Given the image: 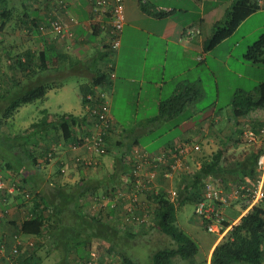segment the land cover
Here are the masks:
<instances>
[{"label":"crops","instance_id":"crops-1","mask_svg":"<svg viewBox=\"0 0 264 264\" xmlns=\"http://www.w3.org/2000/svg\"><path fill=\"white\" fill-rule=\"evenodd\" d=\"M0 1V10L2 11L0 12V75L2 77L6 74H14L17 71L18 84L22 85V80H26L22 71L13 67L12 63L6 58L8 51H11L14 55L26 52H38L40 54L42 52L44 57L47 58V67L43 73L36 74L32 78L34 80L38 76L41 79L46 78L45 81L52 86V89L44 98L45 100L49 98L54 89L59 87L65 92H70L67 82L65 84H59L58 82L63 75L69 77L72 73L80 72L86 75V79L81 85L80 97H82L85 92L93 87V77L98 70L103 69L105 65L107 67L108 64L112 65L114 70V77L110 79L109 85L103 89L110 102L109 113L114 120V129L108 141V153L103 156L98 167L83 168L75 165L71 158L80 151L70 150L71 141L64 142L57 138L59 137L58 131L54 128L47 129L45 135L49 136L50 139L56 137L54 140H60L58 147L62 152L60 151L58 157L46 164V161L42 160L43 150L41 149L43 148L36 146L39 142L37 141L36 145L32 146L36 149L37 157L42 165L29 166V170L25 175H29L28 182L31 185L28 183L25 187L26 190H35L37 196L33 193L30 198H26V193L23 195L24 192L15 193L14 191L13 200L15 202L12 201L8 204L9 215L0 217V243L6 241L11 245V236L16 231L19 232L25 243L31 242L28 240L37 242L40 237L22 232V224L25 220L33 217L37 210L43 212L42 214L47 218L49 211L47 209L43 211V208H41L38 199L39 193L45 195L47 200L52 201L61 188L69 190L71 187L79 186L80 190L82 188L89 189L80 197L86 211L90 207L97 208L98 204L102 203L106 212V221L109 219L107 213L110 209L114 212V218L121 219V222L127 225L123 221L126 214L124 201L118 202L119 206L121 204V212L112 208V202L115 201V198L109 194L108 189L111 184L108 181L114 163L110 152L114 154L118 147H126L127 149L140 147L137 140L130 142L125 131L122 128H117L118 122L113 111L120 109L119 105L122 101L123 103H140L142 99L148 101V97L154 95L156 98L153 99L158 104V114L161 115V107L170 99L186 91L188 87L201 89L199 99L206 98L210 93L213 106L218 103L220 95L218 82L210 68L207 70L214 77L215 84L210 92L204 90L203 87L204 80L202 77L204 73L194 81H190L188 76L190 72L196 69L197 63H207L212 56L211 51L214 49L209 52L206 51L204 42L210 36L214 24L220 21L219 12L216 9L219 0H124L125 24L120 47L116 50L109 48L112 6L108 4L100 6V0H24L23 4L19 2L21 0H6V3L5 0ZM229 1L233 3L234 0ZM257 2L261 9L250 15L242 24L256 14H264V0H257ZM144 5H146L147 10L162 11L165 15L157 18L147 13L142 7ZM228 9L226 8V11ZM8 11L11 13H8ZM12 11L17 16L15 21ZM1 15H4V17L2 18ZM5 15H8V17L5 18ZM189 17L193 19H189ZM55 21L62 23L65 30L63 34H58L54 30L53 22ZM188 27L199 28L201 35L191 40L184 39L183 35ZM259 29L262 30L261 27ZM226 53L227 57H233L232 50ZM242 60L246 61L245 53H242ZM238 77L244 78L241 74ZM1 85L4 86V84ZM166 86H170L171 90L167 100L164 101L161 93ZM244 94L255 95L256 93ZM233 99L230 101V114L223 116L220 113L211 112V114L200 116L196 111H193L192 116L184 118L179 124L180 135L166 143L159 150L147 152L156 153L169 144H176L183 140L196 142L197 140L194 139L196 135H207V137L216 135L226 139L235 131V123L245 124L246 120L243 117H234ZM195 102L189 106L195 104ZM44 114L43 118H46L50 123L56 117L64 114L74 115L78 119L84 118L86 110L83 106V111L80 114L69 111L54 115L47 110L44 111ZM42 134L44 133L42 132ZM209 145L211 146L210 141L205 146ZM67 157H69L68 161L65 159ZM0 166L2 165L0 164ZM0 175L4 177L6 174ZM21 179V177L16 176L13 182L14 185H22ZM121 186H124V183L121 182L119 188ZM233 187L235 186L232 185L230 190ZM63 189H61V192H63ZM7 194L0 198V207L3 202L2 198H5ZM145 198L152 202L148 195H145ZM94 211L96 210L94 209ZM92 213L97 212L92 211ZM26 250L29 251L27 253V257H29L30 249L24 247L25 252ZM87 253H89V258L93 257L95 260L100 258L98 256L99 252L89 251ZM22 257H25L24 254ZM78 262L81 263V259ZM84 262L85 260L82 264ZM0 264H8V262L4 257H1Z\"/></svg>","mask_w":264,"mask_h":264},{"label":"trees","instance_id":"trees-1","mask_svg":"<svg viewBox=\"0 0 264 264\" xmlns=\"http://www.w3.org/2000/svg\"><path fill=\"white\" fill-rule=\"evenodd\" d=\"M142 7L147 13L157 18L165 15L162 11L147 10L146 5ZM260 9L261 7L257 0H234L231 7L227 10V19L214 24L210 36L204 42V49L209 51L232 36L235 30L250 15L258 12ZM0 12L2 11L0 10ZM8 13L11 12L8 11ZM5 16V18L8 17V15ZM1 17L3 18L4 15H1ZM109 48L113 50L111 46ZM6 58L12 63L13 67L22 71L26 81L36 74L43 73L47 67V58L44 57L42 52L40 54L38 52H26L14 55L11 51H8ZM245 59L253 64L264 65V34L253 45L248 47ZM109 71V67H106V65L103 69L98 70L93 77L92 86L105 89L111 79ZM111 71L113 72L114 70L111 69ZM17 74V71L11 75L6 74L8 78L4 81V86L0 85L1 100L13 97L10 98L9 103L2 111L0 129L8 125L9 121L21 107L43 100L49 90L52 89V86L48 83L29 87L28 84L26 85L25 80H22V85H19V80L16 78ZM19 88L24 89L22 94H16L15 90ZM92 88L83 95L85 96L89 93ZM195 88L188 87L186 91H183L163 105L161 107L162 117L166 119L174 118L183 113L190 104L195 101L197 102L200 98L201 89ZM233 108L234 117L245 118V124L235 123V131L226 139L222 138L221 145L216 151L209 156L204 155L198 158L201 164L200 168L192 175H185L178 180V200L175 202L171 201L165 188H160L156 193L149 196V199L155 205V218L153 226L149 230L143 232V230L139 229L141 232L139 230L135 231L132 227L130 228V226L121 222V219L114 218V212L110 209L107 213L109 216L107 221L105 220L107 217L104 213L98 215V213H92L90 210L86 211L80 197L89 191V189L82 188L80 190L79 186H77L71 187L69 190L61 188L63 192L60 189L52 201L47 200L45 195L43 196L42 193H39L38 199L42 206L41 208H43V211L45 209L49 211L47 218L42 214L43 212L41 213L37 210L33 217L23 222L21 231L40 238L46 237L49 241L53 237L56 240V236L59 234L58 239L63 240L64 233L67 230L73 231L72 237L67 238L69 245L57 264H79L78 261L74 262L70 259V250L75 249L78 252L80 260L81 257L79 255H81V251H88L94 238L103 239L101 245L106 247V252L110 255L116 254L121 256L124 264H136L138 259L129 247L133 246V243L135 244L136 241L133 239L139 235L144 237L142 242L145 244L144 246L149 254L151 253L149 251L150 240L163 244L159 248H151L150 264H182L184 261L193 264L192 259L198 253L199 248L196 241L187 235L177 224L179 207L186 202L196 204L208 180L213 181L217 187L226 192L232 188V185H245L246 188L254 187L258 177L256 166L260 156L264 154V142L248 143L247 145L250 148L247 149L248 151L243 152L239 158L230 153L234 148V144L241 141L246 130H252L257 135H260L261 129L264 127V121L249 117L253 111L264 109V82L258 86L255 95L236 93L233 99ZM78 120L74 115L65 114L56 117L50 123L46 118H43L16 134L10 145L7 144L9 154L4 156L0 154V164L2 165L0 166V172L6 174L4 177H1L9 186L15 181L16 176L22 178V185L16 186L15 193L24 192L23 195L26 193L25 196L28 194L29 198L33 193V195L37 196L35 190H26L25 187L29 183V175H25L27 174V170H29V166L42 165V162L37 157L36 149L32 148V146L36 145L38 141V146L43 148L41 149L43 150L42 160L46 161V164L53 161L58 155L57 147L56 150L52 151L54 145L59 146L60 140L64 142H74L76 140L73 124L78 122ZM50 128L58 131L59 137L57 138L60 140H54L56 137L50 139L49 136L45 135L47 134V129ZM49 153L52 155L49 156ZM126 153L124 151L123 155H118L114 160L113 171L108 181L111 184L109 189L111 188L113 191L119 188L120 183L128 174L129 165L125 160ZM12 174L14 175L11 176ZM7 192L8 189L0 191V198L7 194ZM13 195L14 193L9 194L8 192L7 196L2 198V208L8 207V204L12 201L13 203L15 202ZM77 223L79 226H84V228L77 227ZM66 226L72 228L68 229ZM57 245L59 246V242ZM57 245L54 246L57 247ZM29 257H22L21 264H40L39 259L35 260L34 256ZM86 257L84 264H88L89 253H86ZM207 262L208 264H264V205L253 209L242 219L238 226L234 227L222 241L216 244Z\"/></svg>","mask_w":264,"mask_h":264},{"label":"rangeland","instance_id":"rangeland-1","mask_svg":"<svg viewBox=\"0 0 264 264\" xmlns=\"http://www.w3.org/2000/svg\"><path fill=\"white\" fill-rule=\"evenodd\" d=\"M19 2L23 4L25 1L21 0ZM231 5L232 2H230L229 0L218 1L216 9L219 12L220 21H225L227 19L226 8H230ZM12 16L14 17L15 21L17 16L14 11H12ZM189 19L193 18L189 17ZM259 27H261L262 30H260ZM234 33L235 34L232 37L230 36L227 40H224V42L222 41L220 44L215 46V48H213L214 50L211 51L212 56L210 60H208L207 63H197L196 69L190 72L188 76L190 78V81H194L197 80L198 77L202 76L204 73L202 77V79L204 80L203 87L204 90L210 92L212 91V87H215L214 77H212L211 73L207 70L208 68H210L212 72H214L218 82V90L220 95L217 104H214L213 106V103H211L212 95L208 93V96L206 98L199 99L197 102H195V104L189 106L180 115L171 119H165L158 114V104L153 99L156 98V96L154 95H152V97H148V101L142 99L140 103H123L122 101L119 105L120 109L113 111L118 125L120 126L119 127L117 125V128H122L125 131V133L127 134V139L130 140V142L133 140H137L140 148L148 152H155L159 150L162 146H164L166 143L170 142L181 134L179 124L184 118L192 116L193 111H196L200 116L211 114V112L220 113L224 116L228 113H231L230 101L234 98V94H255L259 82L260 84L264 82V65L253 64L247 60H242V53H246L248 47H250V45H253L254 42H256L260 38V36L264 34V14H256L246 23L241 24L238 29L235 30ZM230 50H232V52L234 53L232 58L227 57L226 52ZM240 74L244 78H239L238 76ZM35 78V80H33V78L28 79L27 81L25 80L26 85L28 84V86L30 87L32 85L47 83V81H45L46 78L41 79L39 78V76ZM6 79V76L3 75L2 77L0 75V85L4 84V81ZM85 79L86 75H83V73L81 72L75 74L72 73L69 75V77L63 75V77L60 78L58 82L59 84H65V82H67L69 84L68 90L70 92H65V90H61V87H59L54 89V91L50 93L48 99L39 100L33 104L24 105L23 107H21L15 113L13 118L9 121L8 125L3 129H0L1 156L9 154V147H7V144L10 145L12 139H14L16 134L29 128L30 125L34 122L42 119L43 116H45V110L49 111L50 114L54 115H60L64 112L69 111L72 113L80 114L83 111L84 106V95L80 97V91L82 82ZM170 90V86H166L162 90L161 97L164 101L167 100ZM23 91V88L15 90L16 94H22ZM10 98L4 100L0 99V119L2 118V111L5 106L9 103ZM108 106H110L109 101ZM249 117H251V119L264 121V110H257L255 113L252 112ZM111 135L112 134H110V136ZM212 136L209 135V137H207V135H196V137H194V139L197 140L196 142L201 146L200 156H209L211 153L216 151V149L221 145L222 138L216 135ZM201 140L202 142H200ZM208 141L211 142V146H205L208 144ZM247 144L248 143L242 138L239 143L234 144V148L231 150L230 153L239 158L243 152L250 148ZM135 148L136 147H132V149H127L126 147H118L114 154L110 152L113 163L118 155H123L124 151H127L126 155H129ZM60 151L62 152V150H60V148L58 147V155L61 153ZM65 159L67 160V158ZM0 174H3V172H0ZM183 176L185 175H178L175 179H173L172 182L167 184V187L177 190L178 180H180ZM123 182L127 181L123 180L122 183ZM195 207L196 205L193 202H186L185 204L180 206L177 213V224L187 235L193 238L198 245V253L192 259L193 264H200L201 262L202 264H208L207 261H209V256L217 241L218 236L216 234L209 233L206 231L205 226L201 223V221H199V219L195 215ZM94 209L96 211H94ZM242 209L243 207L238 201L237 203H234L231 207L226 208L225 214L230 219H236L239 217L240 211H242ZM89 210L91 212L93 211L99 214L102 213L101 210L104 209L103 206L98 205L97 208L90 207ZM104 214H106V212ZM78 226L79 224L77 223V227ZM79 227L84 228V226ZM67 228L71 229L72 227ZM144 231L145 230H143V232ZM72 232L73 231L67 230L64 233L65 235L63 236V240L58 239V236L60 234L56 236V240L55 237H53L51 241H49L46 237L39 238L37 242L28 240L31 241L29 243H33V247H26L27 249H30V257L34 256L35 260L39 259L40 264H57L69 245V242H67V238L70 236L72 237ZM65 237L66 239H64ZM143 238L144 237L141 235L137 236L133 239L136 241L135 244L133 243V246L129 247L130 250L135 253V256L138 259L137 262L135 260L136 264H150V255L152 253L151 248H159V246L162 244L160 242L155 243V241L152 242L150 240L151 243H149V251L151 253L149 254L147 252L146 247L144 246L145 244L142 242V240H144ZM137 240L141 241L137 242ZM58 242L59 246L57 245ZM101 242H103V239L94 238L90 249L88 251H81L82 253L79 256L81 257V259L82 257H84V259H82L81 263L79 264L83 263V261L86 259V253L89 251H93L95 253L99 252L98 256L100 258H98L97 260H92V264H124L121 256L116 254H107L106 247L102 246ZM146 243L148 242L146 241ZM54 245H57V247H55ZM62 246L64 247L61 248ZM27 253H29V251L27 252L26 250V252L24 251L22 255L24 254V256L27 257ZM7 254L8 252H6V255ZM69 256L72 261H79L78 252L75 249L70 250ZM91 259L92 257L88 259V262H90ZM182 264L189 263L188 261H184L182 262Z\"/></svg>","mask_w":264,"mask_h":264},{"label":"built area","instance_id":"built-area-1","mask_svg":"<svg viewBox=\"0 0 264 264\" xmlns=\"http://www.w3.org/2000/svg\"><path fill=\"white\" fill-rule=\"evenodd\" d=\"M111 5V24H110V46L113 50L120 47L121 35L125 24V6L124 0H100L99 5ZM54 30L58 34L65 32L61 22H53ZM201 35V30L195 27H188L184 32V39L191 40ZM110 78L114 77L111 71L112 65H108ZM84 109L86 114L84 118H79L74 123V132L76 140L71 142L72 151H80L72 156L71 161L83 168L98 167L102 157L108 153L110 134L114 129V120L109 113L107 94L101 87L94 86L89 93L83 96ZM243 139L247 143L264 142V127L260 135L252 130H246ZM58 145L52 148L56 150ZM201 146L192 140H183L176 144H169L156 153H148L140 148H135L131 154L126 155V163L129 165V171L123 182L124 186L116 190L109 189V194L114 196L112 208L121 212V204L125 203V216L123 221L134 230H149L154 222L155 205L145 198V195L151 196L160 188H165L171 201H177L178 191L168 188L167 184L172 182L178 175H192L200 168L199 161ZM52 154L49 153V156ZM69 159V157H67ZM258 177L254 187L246 188L245 185L235 186L232 190L226 192L208 180L206 181L202 194L195 204V215L205 226L209 233L216 234L218 244L242 219L246 217L253 209L264 205V154L258 160L256 166ZM0 175V191L8 189L9 193H14L16 185L10 186ZM15 188V190H14ZM246 188V190H245ZM29 198V195H26ZM144 197V198H143ZM241 203L243 207L240 215L236 219H230L225 214V209L231 207L234 203ZM103 206L102 203L98 204ZM120 207V210H119ZM105 210V208H103ZM101 210L102 213H105ZM10 212L7 207H0V217L8 215ZM12 244L3 241L0 243V257H4L8 264H21L24 247H33V243H25L19 232L11 236ZM9 249V251H8ZM91 261L88 264H92Z\"/></svg>","mask_w":264,"mask_h":264}]
</instances>
